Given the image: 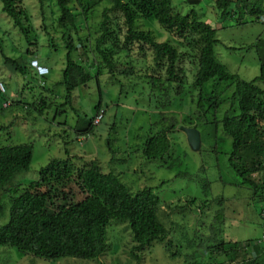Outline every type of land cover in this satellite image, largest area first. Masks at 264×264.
<instances>
[{
	"label": "rangeland",
	"instance_id": "1",
	"mask_svg": "<svg viewBox=\"0 0 264 264\" xmlns=\"http://www.w3.org/2000/svg\"><path fill=\"white\" fill-rule=\"evenodd\" d=\"M216 1L201 0L198 4H190L188 0H173V9L183 15L195 10L202 21L216 28L218 60L242 80L252 81L260 75L264 60V15L257 19L246 13L239 23V14L230 13L222 18ZM88 3L87 15H84L82 5L85 7ZM25 5L34 28L29 34L14 27L3 13L0 1V79L7 88V93H0V147L33 146L29 171L17 175L9 188L18 187L22 192L27 184L39 179L40 171L51 161L68 158L76 168L98 162L105 173L119 175L134 194L152 188L161 200L157 215L168 230L169 238L165 243H155L150 251L141 252L140 264H220L227 258L217 247L211 249L213 244L223 242L228 247L231 243H239L246 249L247 241L261 238L259 210L264 201L257 198L253 188L240 185L241 179L230 166L233 140L219 128L211 138L203 134L200 151H194L181 129L183 126L196 128L194 126L200 124L196 117L199 91L192 87L196 66L189 57L181 63L188 71V81L180 92L175 90L177 84L166 82L164 71L159 70L162 88L154 86L149 79L139 78V69L147 67V73L153 74L156 68L151 50L146 47L143 55L137 44L129 54L137 75H117L112 79L105 70L97 80L99 61L94 45L103 12L110 7L109 1L75 3L77 31H66L58 26L60 12L54 0H47L43 7L38 0H27ZM138 27L152 31L159 42H170L180 52L195 55L190 47L162 29L153 18L140 19ZM69 36L77 47L74 59L94 77L88 85L74 91V108L62 106L65 90L57 86L66 67ZM2 52L7 57L29 63L35 56L50 72L46 77L38 76L30 68L26 75L12 72L7 68ZM212 85L206 87L207 92L213 89ZM258 85L264 89V82ZM225 87V83L221 84L217 92H222ZM41 93L53 104L44 115L38 109L32 106L27 109L24 105L32 104ZM232 93L233 88H230L222 97L230 98ZM100 102L105 111L102 122L92 134L78 137L76 126L95 117ZM229 109L230 101L222 107L218 117H223ZM183 119L194 125L184 123ZM173 121L177 127L169 134L170 158L165 161L168 164L146 160L137 150L147 137L169 129ZM205 179L210 183V193H205ZM68 191L76 200L84 198L74 184ZM191 199H196V203L189 205ZM0 204L4 207L3 214L0 209V226H4L10 220L9 192L0 194ZM203 205L206 206L202 211L199 207ZM219 209L225 210V217L216 225ZM169 241L170 249L166 247ZM108 243L112 245L111 250L95 261L37 259L34 262L17 249L3 246L0 247V264H137L131 256L134 242L127 224H111ZM251 252L252 249L248 250L246 256L249 257ZM172 253L177 255L172 256Z\"/></svg>",
	"mask_w": 264,
	"mask_h": 264
},
{
	"label": "trees",
	"instance_id": "2",
	"mask_svg": "<svg viewBox=\"0 0 264 264\" xmlns=\"http://www.w3.org/2000/svg\"><path fill=\"white\" fill-rule=\"evenodd\" d=\"M0 1L3 13L11 19L14 27L24 34L33 31L32 19L25 5L27 0ZM46 1L38 0L42 7ZM54 1L60 12L58 26L66 31H77L75 3L82 5L83 0ZM108 1L110 7L103 12L94 45L95 56L99 61L96 79L99 80L105 70L112 79L117 75H137L138 71L129 55L132 47L137 44L143 55L146 47L151 50L156 68L153 74L147 73V67L139 69V78L149 79L154 86L162 88V73L159 70L164 71L166 82L170 85L177 84L175 90L180 92L182 85L188 81V71L181 63L189 57L196 66L192 87L199 91L196 117L200 124L194 127L201 129L202 138L203 134L211 138L221 128L233 140L230 166L241 179L240 185L253 188L257 198L264 201V89L258 85L259 82H264V60L257 78L252 81L242 80L218 60L215 53V47L219 43L217 29L202 21L195 10L187 15L176 12L173 0ZM200 1L188 0L190 4H198ZM88 5L89 3L85 7L82 5L84 15H87ZM216 7L222 18L230 13L239 14V23L246 13L257 19L264 15V0H217ZM151 18L186 47H190L195 55L180 52L170 42H159L152 31L138 27L140 19ZM68 40L66 67L62 81L57 86H62L65 90L62 106L74 108V91L80 86L88 85L94 77L74 59L73 53L77 47L72 37L69 36ZM29 54H32L31 51ZM2 56L12 72L26 75L29 68L34 71L31 61L35 56L30 63L7 57L3 52ZM210 83H213V89L207 92L206 87ZM223 83L226 84L225 89L217 92ZM230 88H233L232 96L224 99L222 94ZM229 101L231 109L219 118L222 107ZM24 105L27 109L30 106L36 108L44 115L53 104L41 93L32 104ZM101 110L100 102L96 106L95 117L76 126L78 137L94 132V120ZM183 121L194 125L192 121ZM176 127L177 124L173 121L169 129L147 137L141 150L137 151H141L146 160L161 161L166 166L168 162L165 164V161L169 160L171 151L169 134ZM32 160V145L0 147V194H10V220L6 225L0 226V247L15 248L24 256H30L34 262L37 259L95 261L112 248L108 243V227L111 224H127L134 242L131 256L140 264L141 252L150 251L155 243L161 244L168 240L169 232L157 215L161 200L152 188H144L134 194L119 175L105 173L98 162L92 161L88 166L76 168L71 164L70 158L51 161L40 171L39 179L27 184L22 192L18 187L9 188L17 175L29 171ZM73 184L84 194L82 200L70 196L72 192L68 190ZM203 184L205 193H210L208 180L205 179ZM195 203L196 199L188 201L189 205ZM205 206L199 209L203 211ZM3 208L0 204L2 214ZM223 217L225 210L219 209L214 224L222 222ZM256 240L247 241L244 244L246 249H242L239 243H231L225 247L223 242L216 246L213 244L210 248L217 247L227 258V261L220 264H264V244L254 243ZM166 247H172L170 241ZM250 249L252 252L247 257ZM176 255L177 253H172V256Z\"/></svg>",
	"mask_w": 264,
	"mask_h": 264
},
{
	"label": "built area",
	"instance_id": "3",
	"mask_svg": "<svg viewBox=\"0 0 264 264\" xmlns=\"http://www.w3.org/2000/svg\"><path fill=\"white\" fill-rule=\"evenodd\" d=\"M31 68L37 73L38 76L40 77H45L49 74V69L42 65L38 59H33L31 61ZM0 92L5 94L6 93V88L3 84V82L0 79ZM6 106H8V104H6ZM104 117V111L101 110L98 115L96 116L95 120H94V124L97 126L101 123V121L103 120ZM79 141H82L81 138H79ZM260 218L262 221V236L260 239L256 240L254 243H258V244H264V204L262 206L261 212H260Z\"/></svg>",
	"mask_w": 264,
	"mask_h": 264
},
{
	"label": "water",
	"instance_id": "4",
	"mask_svg": "<svg viewBox=\"0 0 264 264\" xmlns=\"http://www.w3.org/2000/svg\"><path fill=\"white\" fill-rule=\"evenodd\" d=\"M181 129L187 134L191 148L194 151H200L202 145L201 132L196 128H189L185 126H183Z\"/></svg>",
	"mask_w": 264,
	"mask_h": 264
},
{
	"label": "clouds",
	"instance_id": "5",
	"mask_svg": "<svg viewBox=\"0 0 264 264\" xmlns=\"http://www.w3.org/2000/svg\"><path fill=\"white\" fill-rule=\"evenodd\" d=\"M264 204V203H263ZM263 206V205H262ZM262 206H261V208H260V211H259V216H260V212H261V209H262ZM261 219V218H260ZM258 240V239H257Z\"/></svg>",
	"mask_w": 264,
	"mask_h": 264
},
{
	"label": "crops",
	"instance_id": "6",
	"mask_svg": "<svg viewBox=\"0 0 264 264\" xmlns=\"http://www.w3.org/2000/svg\"><path fill=\"white\" fill-rule=\"evenodd\" d=\"M6 104H7V103H6ZM262 205H263V204H262ZM262 205H261V206H262ZM260 208H261V207H260ZM259 211H260V210H259Z\"/></svg>",
	"mask_w": 264,
	"mask_h": 264
}]
</instances>
